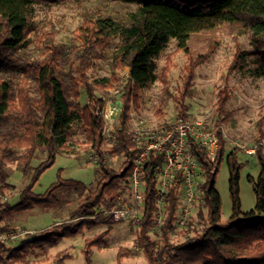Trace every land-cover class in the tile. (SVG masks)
Wrapping results in <instances>:
<instances>
[{"label": "trees", "instance_id": "1", "mask_svg": "<svg viewBox=\"0 0 264 264\" xmlns=\"http://www.w3.org/2000/svg\"><path fill=\"white\" fill-rule=\"evenodd\" d=\"M66 1L78 0H0V182L8 184L10 173L6 166L14 162L20 165L28 178L19 201L0 207V222L34 206L58 205L61 201L59 190L82 188V199L71 212L69 221L55 222L33 237L25 236L14 247L0 241V264H15L28 246L52 247L63 237L75 235L85 227L106 224L108 228L102 235L86 243V264H92V247L101 246L104 236L117 223L105 210L115 207L118 196L127 191V182L137 156L134 131L131 130V110L139 108L141 97L156 81H160L164 88L168 87L170 57L159 71L157 56L171 38L176 39L177 51L184 50L189 55L190 42L196 34L213 32L222 27L233 28L235 34H249L253 50L238 52L231 69H246L254 77L264 76V0H122L138 5L129 25H117L111 17H87L77 32L74 47L57 44L56 32L52 29L40 31L36 21L37 4ZM32 34L37 37L45 56L21 63L17 60L18 53L31 41ZM115 36H120L122 41L113 57L111 75L91 82L88 73L94 63L91 51L109 43ZM70 59L74 60L76 68L68 73L64 64ZM196 64L198 61L194 60L193 67ZM125 66L129 67L134 83L130 81L125 86L123 109L116 122V140L106 141L103 119L96 113L104 102L95 91L117 87L120 72ZM14 72L17 75H13ZM192 77L193 70L190 68L189 80L181 94L183 97H175L181 108L177 122L188 118L185 97L189 93ZM83 90L89 99L85 105L80 102ZM229 95L227 89L219 93L218 126L227 118L225 108ZM76 135H82L87 148L99 155L95 188H90L84 195L83 192L88 189L84 182L60 178L45 193L34 192L41 175L55 163L62 150L69 148ZM219 135L220 144L214 161L199 143H192L204 169L205 178L200 189L204 202L202 207L206 208L207 214L198 210L203 228L197 231L194 227V234L180 243H174L172 239L176 233L181 178L170 186L168 213L159 241L161 245L157 246L151 237L157 210V172L163 162L160 155L151 154L144 173L148 189L139 230V244L148 264H264L262 145L256 151L262 162V172L257 181L251 179L257 202L255 210L249 213L243 212L240 196L243 163L239 162L235 149L228 154L233 213L228 222L221 223L222 197L215 183L227 143L220 129ZM39 149L46 152V158L32 170L31 164ZM113 156L122 158L119 169L110 160ZM100 207L104 210L98 211ZM6 229L0 226V231Z\"/></svg>", "mask_w": 264, "mask_h": 264}, {"label": "rangeland", "instance_id": "2", "mask_svg": "<svg viewBox=\"0 0 264 264\" xmlns=\"http://www.w3.org/2000/svg\"><path fill=\"white\" fill-rule=\"evenodd\" d=\"M138 10L136 3L122 0H78L66 1L54 4H37L36 21L40 31L54 30L56 43L74 47L75 37L79 28L87 17L100 19L111 17L117 25L125 26L131 23L132 15ZM39 31V33H40ZM120 36L113 37L109 43L99 46L91 51L94 55V63L88 73L90 81L101 80L109 77L113 70V57L121 43ZM190 54L184 50L177 51L176 39L171 38L166 47L158 54L157 63L159 71L167 64L170 57L171 68L168 75V89L160 81H156L141 97L139 108L131 110V130H135L136 123L144 122L150 127L162 128L167 124L178 123L181 108L175 97H183L182 90L189 80L190 68L193 77L190 79L189 93L185 97L188 106L189 120L204 121L208 128L219 127L226 140V154L219 165L216 175V188L222 197L221 223L230 220L233 208L229 189L228 154L236 150L239 162L243 163L240 170V196L242 210L249 213L255 210L256 193L254 183L261 175L262 162L256 154L257 148L262 145L264 155V76L254 77L249 70H232L236 55L240 51L253 50L252 39L249 34H235L233 28L222 27L213 32H203L194 35L190 42ZM44 50L41 48L37 37L32 34L31 41L18 53V61L25 63L34 59L44 58ZM204 57V58H203ZM194 60L198 61L193 67ZM73 59L64 64L66 72H74L76 66ZM128 69L125 66L121 73ZM13 75H17L14 72ZM106 91L96 89L98 97L106 95ZM227 89L230 93L226 104L228 113L225 121L218 126L217 102L219 93ZM82 105L88 104L89 99L83 90L80 98ZM82 135H76L69 148L62 150L55 163L48 168L34 186V192L42 194L60 178L75 179L84 182L87 190L94 189L97 184V166L99 160L95 159V151L87 148ZM46 158V152L37 151L32 161V170ZM116 169H119L122 158L110 157ZM10 175L7 185L0 182V201L7 197L6 204H16L23 189L28 183V178L23 174L22 168L17 162L6 166ZM204 179H201V183ZM80 190L63 189L58 191L61 199L56 206H34L30 210L14 213L0 222V226L7 227L2 231H13L20 235L7 246L14 247L20 244L23 238L35 236L39 230L45 229L55 222L69 221L71 212L76 209L82 199ZM182 184L178 189L179 209L176 219V233L173 236L174 243H180L194 234V227L203 228L198 210L207 214L203 208V194L199 186L198 203L193 209V219L186 227H181L178 218L181 216L184 205ZM118 202V200H117ZM201 208V209H200ZM104 210L100 207L98 211ZM106 213V212H105ZM200 213V212H199ZM109 214V213H106ZM193 222V225L191 224ZM195 224V225H194ZM108 225L101 224L94 227H85L72 236L63 237L52 247L28 246L15 264H86V243L102 235ZM30 231L21 234L23 231ZM30 235V236H29ZM162 229L152 224L151 237L160 246ZM104 243L99 247H92V264H148L147 257L139 244V230L131 227L129 220L117 221L111 226L110 232L104 236ZM120 257V258H119Z\"/></svg>", "mask_w": 264, "mask_h": 264}, {"label": "built area", "instance_id": "3", "mask_svg": "<svg viewBox=\"0 0 264 264\" xmlns=\"http://www.w3.org/2000/svg\"><path fill=\"white\" fill-rule=\"evenodd\" d=\"M130 81L132 80L128 67L119 85L101 96L104 104L102 108H97L96 113L103 119V136L106 141L116 140V122L123 109L125 86ZM134 142L138 152L127 182L128 189L118 196L115 207L105 211L116 221L129 220L131 227L140 230L148 189V182L144 177L145 167L151 154H156L163 158V162L157 172V210L154 214V225L162 229L168 213L167 197L170 186L173 181L181 178L184 205L178 223L181 227H186L193 219V209L198 203L200 182L205 178L204 169L197 159L192 143H199L208 151L211 160H216L220 144L219 127L211 129L205 126L204 121L189 119L162 128H154L144 122H138L134 130ZM95 159L99 160L98 154ZM7 200L6 196L3 197L0 207ZM27 232L30 231L25 230L21 234ZM19 235L20 233L13 231H0V241L7 243Z\"/></svg>", "mask_w": 264, "mask_h": 264}]
</instances>
